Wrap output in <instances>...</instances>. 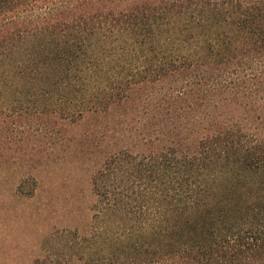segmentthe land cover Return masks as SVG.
<instances>
[{
	"label": "trees",
	"instance_id": "16d2710c",
	"mask_svg": "<svg viewBox=\"0 0 264 264\" xmlns=\"http://www.w3.org/2000/svg\"><path fill=\"white\" fill-rule=\"evenodd\" d=\"M64 159L32 264H264V0H0V165Z\"/></svg>",
	"mask_w": 264,
	"mask_h": 264
},
{
	"label": "rangeland",
	"instance_id": "374dc122",
	"mask_svg": "<svg viewBox=\"0 0 264 264\" xmlns=\"http://www.w3.org/2000/svg\"><path fill=\"white\" fill-rule=\"evenodd\" d=\"M83 173L65 167V159L57 165L12 160L0 165V264H32L39 254L53 259L64 253L65 206L71 200L83 209L78 219L86 214L94 223L95 211L87 210L93 198L82 193Z\"/></svg>",
	"mask_w": 264,
	"mask_h": 264
}]
</instances>
